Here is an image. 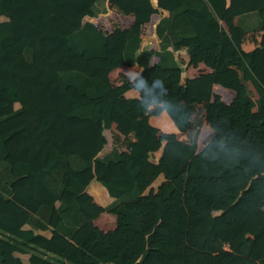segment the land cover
<instances>
[{"label": "trees", "instance_id": "16d2710c", "mask_svg": "<svg viewBox=\"0 0 264 264\" xmlns=\"http://www.w3.org/2000/svg\"><path fill=\"white\" fill-rule=\"evenodd\" d=\"M111 1L133 21L107 33L89 20L105 0H0V264H22L20 246L29 264H264V0ZM163 11L156 48H140ZM231 17L240 35L260 32L252 50L233 44ZM198 63L211 71L187 78ZM122 65L138 72L115 85ZM197 107L211 134L196 153ZM161 111L185 141L156 139ZM112 124L123 150L105 148ZM22 177L32 196L12 193ZM92 181L113 230L98 228L109 218Z\"/></svg>", "mask_w": 264, "mask_h": 264}, {"label": "crops", "instance_id": "0c3cea01", "mask_svg": "<svg viewBox=\"0 0 264 264\" xmlns=\"http://www.w3.org/2000/svg\"><path fill=\"white\" fill-rule=\"evenodd\" d=\"M151 1L154 2V0H151ZM103 4L105 6V12L103 14H106L107 11L109 12L111 10L110 7L112 8V11L114 10L113 11L114 12L113 22L109 23L110 24L109 26L112 25V27L110 29H108L106 27V25H105L104 29H102V27H100L98 25L103 31H106L107 33H109L114 26H118L120 28H127L128 26L131 25V23L133 21L132 15H130V14L122 15V14L118 13L115 10V8L112 6L111 0H105V2ZM99 14H101V13H99ZM165 14H166L165 11H163L162 13H160V12L154 13L150 16L149 21L142 25L141 31H140V38H141L140 48H143V47L156 48L157 39H156L155 34H154V26L157 23L158 19L162 15H165ZM223 26H224V29L226 30L227 34L229 35L230 39L232 40L233 44L235 45L237 50L241 53L252 50L257 45V43L259 41V36H260L259 31L248 32V33H245L243 35H240V33L237 31V28H236V17H231L228 20V23L223 24ZM177 55L180 59L186 60V54L184 51H182V50L178 51ZM155 60H156V58L152 57V62ZM113 70L114 71L112 73H109V78H110L111 82L115 85L119 84V81L123 76H129V75L134 76L138 72V68L136 66H125V65L116 67ZM210 71L211 70L209 67H207L203 63H198L196 66H185L184 74L187 78H192L195 76H200V75L206 74ZM115 74H117L118 77H115L113 79V76ZM212 90H213V92L218 93L220 95L221 99L224 100L226 103L232 104V105H234L236 103V95H234L236 93L234 91L226 89V88H224L218 84H214L212 86ZM136 96H137V92L134 89H129L121 95L122 100L129 98V97H136ZM233 96H234V98H233ZM161 120H165V121H167V123L164 124L161 122ZM149 121H150L151 126L156 131V139L157 140L159 138H164L167 141L173 142V140L175 141L176 139L185 141L187 138L185 133L179 132L175 128V126L173 125V123L171 122V120L169 119V117L167 116V114L164 111H161L157 116L151 117L149 119ZM110 127H115V125L112 124ZM105 140H106V138H105ZM162 144H163V142H161V145ZM197 152H199V151L197 150ZM159 153H160V150H158L154 153H149V154L150 155L155 154V157L157 158ZM27 180H30L32 182V188H28L27 186H23V183ZM17 183L19 184L18 185L19 189L16 190L15 186ZM34 186H35V181H34L33 177H22L13 183V185L11 186V190H12V193L14 195H18V196L31 195L32 196L33 191H34ZM89 196L95 201V199H94L95 197L93 194L89 193ZM80 204H81V202L79 203V206H80V212L82 214V208H81ZM104 204H106V203H104ZM32 205L34 207H37L38 203L35 200H33ZM102 206L103 205H101V207ZM102 209H103V207H102ZM103 211H104L105 215L108 216L109 222H108L107 226H104V227L98 226V228L104 232L109 231V230H113L115 228V216L111 213L106 212L104 209H103ZM28 216H29V211L23 210L21 213V217L23 218V220H26L28 218ZM83 217L85 219H90L91 221L93 220V216L86 217L83 215ZM24 228H28V226L25 225ZM35 232L40 233L46 237L49 236L48 230L35 231ZM20 248L22 249V251L16 252V253H14V255L21 260L22 264H29L28 263V257H29V254L33 252L32 249L26 248L24 246H20Z\"/></svg>", "mask_w": 264, "mask_h": 264}, {"label": "rangeland", "instance_id": "374dc122", "mask_svg": "<svg viewBox=\"0 0 264 264\" xmlns=\"http://www.w3.org/2000/svg\"><path fill=\"white\" fill-rule=\"evenodd\" d=\"M103 4V3H101ZM99 4V5H101ZM110 11L106 12V14H98L96 17H93V18H90L89 20L91 22H93L94 24L96 25H99L100 27H102V29H104L105 25L108 29H110L112 27L109 26L111 22H113V14H114V10L112 11V8L110 7ZM115 73V72H114ZM115 77H118L117 74H115L113 76V79ZM117 79V78H116ZM121 80V79H120ZM120 82V81H119ZM230 90V89H229ZM234 91V90H232ZM236 94V98H237V91H234ZM215 94H218L216 92H214ZM219 95V94H218ZM220 96V95H219ZM221 98V97H220ZM232 98V97H231ZM234 98V96H233ZM222 100V99H221ZM231 100V99H230ZM224 101V100H222ZM225 102V101H224ZM14 107H17V104L15 103L14 104ZM192 118H197V119H200L201 120V126L199 128V134L197 136V140H196V153H197V150L200 151L203 147V145L205 144L206 140L208 139V137L210 136L211 134V131L210 129L206 126V123H205V116H204V113L202 112V109L200 107H197V110L195 111L194 115L192 116ZM104 136L106 138V144H105V148H110L111 146H115L117 147L119 150H123L122 147L120 146V143L118 140H120V136L117 134L116 130H115V127H110L109 129H106L104 132ZM179 139V138H178ZM187 139V138H186ZM177 140V139H176ZM174 141V140H173ZM198 141V142H197ZM156 157H155V154H152V155H149V159L151 160H154ZM160 181L159 180H155L152 184L154 186L157 185V183ZM88 195L89 193L90 194H93L94 195V199H95V202L101 207V205H103L104 203H107L109 201V196L106 194L104 188L97 182H90L89 185L87 186V189H86ZM102 208V207H101ZM103 210V209H102ZM94 217V216H93Z\"/></svg>", "mask_w": 264, "mask_h": 264}]
</instances>
